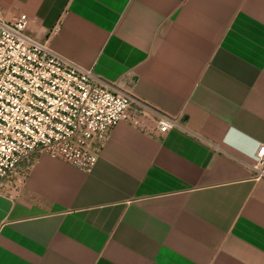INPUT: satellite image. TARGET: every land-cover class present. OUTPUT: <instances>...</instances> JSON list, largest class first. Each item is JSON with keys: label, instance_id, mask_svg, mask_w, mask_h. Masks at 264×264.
Here are the masks:
<instances>
[{"label": "crops", "instance_id": "obj_1", "mask_svg": "<svg viewBox=\"0 0 264 264\" xmlns=\"http://www.w3.org/2000/svg\"><path fill=\"white\" fill-rule=\"evenodd\" d=\"M7 21L180 127L120 122L93 170L0 190V264H264V0H0Z\"/></svg>", "mask_w": 264, "mask_h": 264}, {"label": "built area", "instance_id": "obj_2", "mask_svg": "<svg viewBox=\"0 0 264 264\" xmlns=\"http://www.w3.org/2000/svg\"><path fill=\"white\" fill-rule=\"evenodd\" d=\"M28 16L0 8V190L23 184L39 154L89 173L108 133L125 122L166 134L179 118L108 82L27 33ZM264 178V144L251 164Z\"/></svg>", "mask_w": 264, "mask_h": 264}]
</instances>
